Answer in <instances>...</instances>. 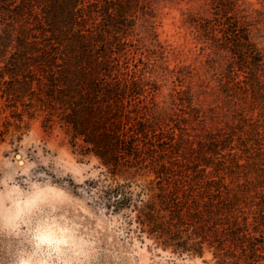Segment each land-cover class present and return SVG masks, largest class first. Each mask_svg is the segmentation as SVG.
<instances>
[{
  "label": "trees",
  "instance_id": "16d2710c",
  "mask_svg": "<svg viewBox=\"0 0 264 264\" xmlns=\"http://www.w3.org/2000/svg\"><path fill=\"white\" fill-rule=\"evenodd\" d=\"M157 1L0 0V117H40L98 158L103 205L129 212L163 250L264 264V52L250 38L259 12L206 0L208 16L188 17L220 61L228 94L215 105L191 68L163 64ZM159 76L173 79L166 94Z\"/></svg>",
  "mask_w": 264,
  "mask_h": 264
},
{
  "label": "rangeland",
  "instance_id": "374dc122",
  "mask_svg": "<svg viewBox=\"0 0 264 264\" xmlns=\"http://www.w3.org/2000/svg\"><path fill=\"white\" fill-rule=\"evenodd\" d=\"M247 1L259 12L250 38L264 52V0ZM205 3L158 0L153 30L163 64L191 68L210 91L207 103L219 105L228 94L213 69L220 61L196 39L188 18L208 16ZM172 80L158 77L162 94ZM10 114L0 117V264H215L208 252L200 258L163 250L129 224V212L103 205L105 168L98 158L72 147L58 127L45 131L40 117L19 121Z\"/></svg>",
  "mask_w": 264,
  "mask_h": 264
}]
</instances>
